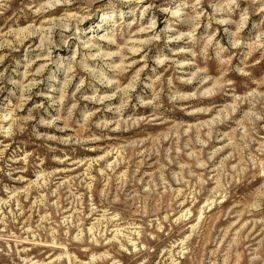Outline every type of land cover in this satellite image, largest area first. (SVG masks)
<instances>
[{
  "label": "rangeland",
  "instance_id": "rangeland-1",
  "mask_svg": "<svg viewBox=\"0 0 264 264\" xmlns=\"http://www.w3.org/2000/svg\"><path fill=\"white\" fill-rule=\"evenodd\" d=\"M0 264H264V0H0Z\"/></svg>",
  "mask_w": 264,
  "mask_h": 264
},
{
  "label": "bare ground",
  "instance_id": "bare-ground-1",
  "mask_svg": "<svg viewBox=\"0 0 264 264\" xmlns=\"http://www.w3.org/2000/svg\"><path fill=\"white\" fill-rule=\"evenodd\" d=\"M58 2V1H57ZM28 29V28H27ZM29 30V29H28ZM46 29H44V27L43 26H41V28H38V29H34V28H30V30H29V32H30V35L28 34V36L30 37V36H37V37H39V39L38 40H40V44L42 45L43 43H45V41H46V31H45ZM25 37V36H24ZM89 44V43H88ZM91 47V46H90ZM92 49V48H91ZM99 54V53H98ZM97 54V55H98ZM102 54H104V53H101V55H98V56H101V58L104 56V57H106V58H111L112 57V55H109V54H107V53H105L106 55H102ZM96 55V54H95ZM92 57H93V55H92ZM97 58V57H96ZM103 59V58H102Z\"/></svg>",
  "mask_w": 264,
  "mask_h": 264
}]
</instances>
